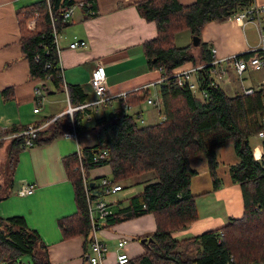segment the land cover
Instances as JSON below:
<instances>
[{"label": "trees", "instance_id": "16d2710c", "mask_svg": "<svg viewBox=\"0 0 264 264\" xmlns=\"http://www.w3.org/2000/svg\"><path fill=\"white\" fill-rule=\"evenodd\" d=\"M252 1H137L140 14L155 21L157 26V34L143 42L147 64L161 71V77L167 76L154 90L157 95L154 102L147 103L156 108L160 120L142 122V106L152 96V87L148 86L119 95L114 107L102 105L99 111L92 107L75 111L78 132L90 128L83 120L92 113L91 128L97 133L94 145L82 147L86 167L107 164L112 181L128 182L127 186L142 185L115 212L113 205L117 200L110 203L112 213L103 225L146 213L154 215L153 239L143 243L144 251L140 255L131 256L133 264H264V151L261 159H257L250 144V137L264 129V88L252 93L229 94L219 83H212L209 68L204 67L198 72V81L206 96H198L171 75L174 68L186 62L198 64L200 59L203 62L212 59L210 48L201 39V55L196 54L193 43L177 44L179 32L189 29L192 35L201 36L208 21L226 20ZM73 3L75 0H39L17 9L20 47L29 60L32 77H50L59 84L61 79L56 74L60 66L52 23L55 22L60 32L68 23L63 17L65 9ZM33 19L35 27L29 28L28 23ZM70 88L73 103L88 98L80 85L70 84ZM36 125H40L39 121ZM25 126L12 127L5 134ZM71 127V116L64 113L48 127L41 128L34 143L51 142ZM24 138V135L10 137L6 165L0 171V200L14 193V170L19 152L25 148ZM228 144L233 145L238 158L229 172L231 180L241 186L242 214L231 216L219 227L178 238L174 235L176 230L187 228L199 218L198 200L208 192L192 190L193 178L199 170L191 165V158L199 155L206 159L210 190H217L222 184L218 150ZM102 149L107 151V157L92 161L93 155ZM62 161L74 187L77 209L61 217L58 223L64 238H83L86 252L91 222L77 152L65 155ZM104 176L107 174L90 178L93 197L107 195L100 182ZM0 264H53L48 245L22 214L0 215Z\"/></svg>", "mask_w": 264, "mask_h": 264}, {"label": "crops", "instance_id": "0c3cea01", "mask_svg": "<svg viewBox=\"0 0 264 264\" xmlns=\"http://www.w3.org/2000/svg\"><path fill=\"white\" fill-rule=\"evenodd\" d=\"M36 1L39 0H0V127L3 130L30 123L36 125L37 121L40 125L46 124L42 128L51 125L57 117L66 113L68 107L63 97L66 93L64 82L69 87L70 84H78L88 93V98L80 103L92 100L95 95L90 77L97 64L105 67L108 91L114 95L119 96L144 86L152 87L155 91L159 87L161 71L149 68L143 48V42L157 34V26L155 21L147 20L140 14L135 4L139 0H75L83 1L84 4L76 5L68 23L59 32L58 39L64 81L61 79L59 84H56L50 77H32L29 60L23 56L20 47L16 12L18 8ZM75 39H85L87 44L72 48L70 43ZM191 39L192 33L189 29L176 35V42L179 45L193 43ZM201 40L210 48L211 56L212 48L215 46L217 55L225 57L259 45L260 35L255 23L242 25L229 17L223 21H208L201 31ZM194 50L196 54L201 55L200 43L194 45ZM200 62L203 63L201 59L198 63ZM227 68L229 72L219 84L228 92L237 82L232 81V78L239 77L230 66ZM255 72L261 71L249 70L242 76L245 78L246 75ZM263 80L264 76L259 80L255 79V82L249 83L246 87H258ZM196 94L200 96L199 93ZM59 95L62 97L61 101ZM118 96L112 100V106L117 102ZM47 102L50 105L49 109ZM146 103L148 102L142 106V122L148 124L159 121L161 116L156 108ZM35 107H39L38 111L34 110ZM87 120L90 119L85 118L83 121L88 124ZM60 136L42 145L34 144L32 147L39 146L33 149L29 156L23 155L20 158V154L18 155L14 170V193L0 200V215H24L29 226L36 229L48 245L53 264H89L83 238L80 236L64 238L58 222L61 217L77 209L74 187L62 159L65 155L76 152L78 147L82 150L83 146L94 145L97 133L87 128L79 131L76 138ZM9 139L0 140V147L6 145L9 147L11 141ZM3 142L5 144H1ZM220 156L221 151L218 150L219 161H224ZM236 158L234 157V162L230 166L238 162ZM191 165L199 170L193 178L192 190L197 193L208 192L198 200L199 218L187 228L176 230L174 235L178 238L219 227L231 216H240L243 212L241 186L231 180L230 166L220 172L219 164L218 173L222 178V184L217 190L211 191L206 159L199 155L193 156ZM104 174H111V168L107 164L87 167V175L90 178ZM22 183L33 185L34 192L26 195L17 193L16 190ZM136 191L130 187L126 192L128 195L126 202L117 200L113 205V211L125 205L128 197ZM115 200L111 199L110 202ZM155 227L152 213L135 216L113 225L102 223L98 235L109 248L107 263L116 264L117 241L121 235L130 237L125 250L132 257H136L144 251L140 238L151 235Z\"/></svg>", "mask_w": 264, "mask_h": 264}, {"label": "built area", "instance_id": "2783aa9c", "mask_svg": "<svg viewBox=\"0 0 264 264\" xmlns=\"http://www.w3.org/2000/svg\"><path fill=\"white\" fill-rule=\"evenodd\" d=\"M84 2H75L68 7H66L64 12V19L69 20L70 16L72 15L73 11L76 8V5H83ZM232 20L239 22L240 24L244 25L246 23L253 22L258 27V32L260 35V44L256 46L249 47L245 51L233 53L229 56L221 57L217 55V47L212 48V59L203 62V63H193V62H186L176 68H174L171 72L172 76H175V78L178 80L179 84H187L188 87L194 92L199 93L200 96H206L205 90H201L199 81H198V72L200 69L204 67L209 68V75L210 79H212V83H220L229 72V68L227 66H230L231 69L237 74V75H243L245 72L249 70H263L264 69V2L263 3H257L255 0H253L250 4L245 5L241 8H239L232 16H230ZM53 30H54V41L56 45V51H57V58L58 63L60 66V69L58 70V73L56 74L59 76L62 81H64V73H63V66L61 62V46L59 45V32L56 29L55 22L52 23ZM29 28L35 27V21L34 19L29 21L28 23ZM87 41L85 39H75L70 43V47L75 48L80 45H86ZM247 53V54H246ZM249 53V54H248ZM49 65V64H48ZM167 78V76H162L159 81L164 80ZM90 82L93 87V92L95 97L90 100V102H84L79 104H72L71 102V95L70 91L71 88L68 84L64 82L65 85V92L68 98V108L66 109V113H69L72 120V127L71 129L65 131L63 133L66 137H77L78 136V130L75 125V118L74 114L75 111L81 108L86 107H92L94 110L99 111L102 105H109L112 106V100L118 96L114 95L112 93H109L108 87H107V73L105 70V67L101 64H97L93 70L90 77ZM264 88V80L258 87H245L243 91L245 93H252L257 88ZM125 93H122L120 95H123ZM155 97H157L156 94L154 96H150L147 101L148 103H153L155 100ZM127 109H129V105H126ZM39 107H35L34 110L38 111ZM92 118V113H89L87 115V119ZM46 124L38 125L35 124H27L25 128H23L20 131H17L12 134H5L2 133L3 129L0 127V140H3L5 138H10L13 135H24V141L22 146L25 148L32 147L35 143L34 140L37 137L38 131L44 127ZM257 136L261 139L262 145L264 147V129L260 130L257 134ZM79 163H78V169L81 172L82 181L84 185V189L86 192V199L88 201V212L90 216V222H91V231H90V244L85 252L86 258L89 262V264H108L107 263V255H108V246L101 239V237L98 235V231L101 228V223L105 221L112 213L111 208V202L108 201L105 196L115 193L121 189H123V184L117 183L112 181V178L110 176H104L100 179V182L104 188V192H107V195L102 196H92L91 191V180L90 177L87 175V167L86 162L83 159V153L80 147H78V150L76 151ZM107 157V151L105 149L97 151L93 157L92 161H100L101 159H104ZM17 193L21 195L31 194L34 192V186L30 183H22L19 185ZM130 240V237L127 236H120L117 241L118 246V252L116 255V264H133L131 262V255L128 253V251L125 250V246Z\"/></svg>", "mask_w": 264, "mask_h": 264}, {"label": "rangeland", "instance_id": "374dc122", "mask_svg": "<svg viewBox=\"0 0 264 264\" xmlns=\"http://www.w3.org/2000/svg\"><path fill=\"white\" fill-rule=\"evenodd\" d=\"M193 40V35H192V39H191V41ZM201 63V62H200ZM102 65V64H101ZM261 72H255V74H252V75H246V77L244 78L242 75H238V77L239 78H235V79H233L232 77H234L232 74H231V78H232V81H234V82H236L235 84H234V88H232V89H229L228 90V92L229 93H235V92H237V91H243L242 90V88H244V87H246L249 83H252V82H255V79L256 80H259V79H261L264 75V69L263 70H260ZM234 73V72H233ZM251 76H253V78L251 77ZM226 78V77H225ZM224 78V79H225ZM227 78H228V76H227ZM223 79V80H224ZM229 79V78H228ZM253 79V80H252ZM230 80V79H229ZM231 81V80H230ZM233 85V84H232ZM237 88V89H236ZM235 90V91H234ZM64 94V93H63ZM50 95V94H49ZM154 95V89H152V96ZM63 97L65 98V100H66V102H67V105H68V98H67V95H66V93L63 95ZM59 99H60V101L62 100V97L59 95V97H58ZM88 102H90V101H88ZM116 105V102H114V106ZM146 105H147V103H146ZM49 102H47V109H49ZM69 106V105H68ZM114 106H112V107H114ZM111 107V108H112ZM68 108V107H67ZM87 122H88V125H89V129H91V130H93L91 127H92V125H93V119L91 118L90 120H87ZM30 124H32V123H30ZM87 124V123H86ZM36 126H38V125H36ZM1 130V129H0ZM7 130H3V132L2 133H8V132H10V131H8V132H6ZM94 131V130H93ZM57 137H61L60 135L59 136H57ZM56 137V138H57ZM73 138H75V137H73ZM8 139V138H7ZM7 143H8V141H7ZM1 144H5L4 142L3 143H1ZM42 144H44V143H41L40 145H42ZM250 144H251V147H252V149L254 150V154H255V157L257 158V159H261V152L264 150V147H263V145H262V141H261V139L257 136V134H253L251 137H250ZM39 145H37V146H35V147H27V148H23V149H21V151L19 152V154H20V158L24 155V157L25 156H29L30 155V152L33 150V149H35L36 147H38ZM75 147H76V144H75ZM7 149H8V145H6L5 147H0V171L2 172L3 171V168H4V165H6V161H7ZM77 149V148H76ZM219 151H221V159L222 160H224V161H222V162H220V167H219V170H220V172H222V171H225L227 168H229V166H230V164L232 163V162H234V157H237L236 156V154H235V152H234V148H233V145L232 144H228V145H225V146H223V147H221V148H219ZM237 159V158H236ZM228 166V167H227ZM227 172H228V170H227ZM226 172V173H227ZM1 175H3L2 173H1ZM149 175V174H148ZM144 177V175H142L140 178H143ZM202 177H204V176H202ZM202 179V178H201ZM128 182H123V185H126L125 187H124V189L123 190H121V191H118V192H115L113 195H111V194H109L108 196H105V198L108 200V201H110L111 199H116V200H119V201H122V203H124V202H126V197L128 196V195H126V192H127V190L131 187V188H134L135 190H139L141 187H142V185L140 184V185H134V186H127L128 184H127ZM129 183H131V182H129ZM4 186H6V182H5V180H4ZM4 186H3V188H4Z\"/></svg>", "mask_w": 264, "mask_h": 264}, {"label": "water", "instance_id": "95a60500", "mask_svg": "<svg viewBox=\"0 0 264 264\" xmlns=\"http://www.w3.org/2000/svg\"><path fill=\"white\" fill-rule=\"evenodd\" d=\"M200 39H201V36H197V35H193V44L196 46V45H199L200 43ZM153 239L152 235H148V236H144V237H141L140 238V241L142 243H148L149 241H151Z\"/></svg>", "mask_w": 264, "mask_h": 264}, {"label": "clouds", "instance_id": "9594fccd", "mask_svg": "<svg viewBox=\"0 0 264 264\" xmlns=\"http://www.w3.org/2000/svg\"><path fill=\"white\" fill-rule=\"evenodd\" d=\"M202 63V62H201ZM5 139H7V138H5ZM17 191V190H16Z\"/></svg>", "mask_w": 264, "mask_h": 264}]
</instances>
